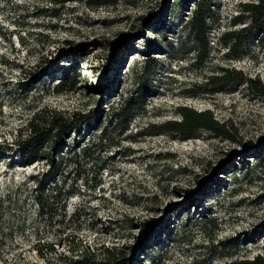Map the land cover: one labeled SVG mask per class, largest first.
I'll list each match as a JSON object with an SVG mask.
<instances>
[{
	"label": "rangeland",
	"instance_id": "rangeland-1",
	"mask_svg": "<svg viewBox=\"0 0 264 264\" xmlns=\"http://www.w3.org/2000/svg\"><path fill=\"white\" fill-rule=\"evenodd\" d=\"M194 1L0 0V144L46 107L88 120L99 115L83 125L82 145L108 124L109 103L130 97L135 104L124 122L111 118L112 141L98 142L60 176L74 193L59 216L40 219L31 202L21 213L0 208V264H41L36 249L46 244V258L115 246L132 254L131 264L264 257V157L257 159L264 155V95L239 81L205 85L220 66L264 82V30L226 57L219 36L244 25L234 18L254 0H213L207 54L198 63L197 45L181 29ZM147 59L150 74L134 76L135 63ZM71 66L73 89L57 91ZM180 105L228 121L235 141L203 130L190 139L160 132V123L179 118ZM0 156V193L42 167L7 169L10 152Z\"/></svg>",
	"mask_w": 264,
	"mask_h": 264
},
{
	"label": "trees",
	"instance_id": "trees-1",
	"mask_svg": "<svg viewBox=\"0 0 264 264\" xmlns=\"http://www.w3.org/2000/svg\"><path fill=\"white\" fill-rule=\"evenodd\" d=\"M212 1L195 0L189 16L181 26V29L186 30L187 36L192 38L197 45L195 59L198 63L207 54L208 20ZM234 19L244 25L227 30L219 36V40L227 46L225 56L228 58L238 55L242 44L252 33L264 30V0L243 3L241 14ZM120 43V45H124L123 40ZM148 50L149 45L145 48V51ZM138 64L135 63L134 76L150 74L151 60L147 59L140 65ZM70 68L64 71L61 83L56 85L57 91L73 89L77 80V72L72 66ZM237 81L245 83L252 92L264 95V82L258 78H250L242 71L230 67H218L207 77L205 85L220 88ZM145 85H142L141 93L148 90ZM134 106V100L130 97L121 98L116 104L109 103L111 117L108 124L101 126L99 133L95 131L92 139L82 145L79 140L83 125L90 127L96 124L99 121L98 114H94L88 120L86 114L74 111L68 112L46 107L33 111L24 126L18 128L10 144H0V154L10 152V156L6 158L7 169L26 167L37 162H41L42 167L27 175L24 180L5 188V191L0 193V208L4 206L8 211L21 213L25 204L31 202L35 205L36 215L40 219L51 221L59 216L65 208V202L74 193V190L66 185L65 180L60 176L65 173L70 164L91 156L93 147L98 142L112 141L110 137L111 118L114 119L115 126L124 122L130 116ZM176 112L179 118L160 123L158 125L160 132H172L180 139H190L198 131L203 130L235 141L231 124L228 121L216 119L209 109L196 110L186 105H180L176 107ZM263 157L264 155L260 154L257 159L260 161V159L263 160ZM212 220L211 217L207 219L208 222ZM144 239H146V234L141 240L144 241ZM42 246H45L46 250L50 248V245L46 244L40 245L36 249L38 256L44 259L41 264H131L132 254L115 246L95 248L84 246L76 249L77 252H73V248H71L70 255L59 253L50 258L44 256ZM51 249L48 251L51 252ZM220 264H264V257L261 254H256L251 258H235Z\"/></svg>",
	"mask_w": 264,
	"mask_h": 264
}]
</instances>
